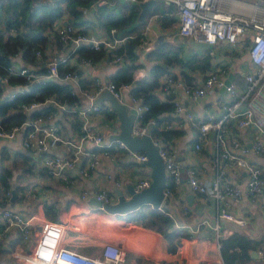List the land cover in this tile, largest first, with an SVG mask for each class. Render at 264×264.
I'll return each instance as SVG.
<instances>
[{
    "label": "crops",
    "instance_id": "0c3cea01",
    "mask_svg": "<svg viewBox=\"0 0 264 264\" xmlns=\"http://www.w3.org/2000/svg\"><path fill=\"white\" fill-rule=\"evenodd\" d=\"M142 1L144 0H140V2ZM105 2L106 0L102 4ZM102 4L98 0L97 5ZM154 9L155 6L144 20L146 25L142 30V40L135 46L137 59L135 63L140 65L134 70L135 79L147 77L154 63V60L149 58V53L157 47L160 40H165L181 49L180 55L184 60L192 56L199 61L205 58L209 62L205 69L196 65L189 73L190 81L181 72V66L178 64L170 66L172 75L183 82L191 85L202 84L210 70H218L221 79L226 83L234 82L239 87L246 85L245 73L252 70L253 65L248 48L244 44L241 42L237 44L218 42L208 48H200L192 42V40L195 42L192 37L180 34L179 14L174 4L167 3L166 7L159 12ZM94 12L92 7L89 8L88 13L82 12L87 21L77 24V27H80L85 33L97 34L106 39L119 37L117 27L105 29L96 25L93 20ZM69 20V14L65 13L54 22L53 30L49 31V39L39 48L40 54L36 52L38 58L36 62L25 61L23 52L20 50L12 55L10 65L29 66L39 74H46L51 60L68 53L67 46L58 40L57 34L59 26ZM112 28H116V31L112 32ZM14 32L15 29L12 28L11 34ZM125 42L126 40L121 44ZM149 45L153 46V49L146 53L145 48ZM103 48V54L99 58L93 59L94 62L91 64L84 63L83 59H80L82 56L79 53L73 54L68 59L72 70H77L81 75L78 85L70 83L75 88L79 102L74 107L63 104L65 105L63 108L59 106L62 104L52 97L59 105L51 103L57 106V109L48 112L54 115L48 119V123L59 127L62 142L49 151L34 152L23 145L28 136L29 130L27 129L15 139L0 140V209L18 212L24 219L34 217L35 222L43 219L76 222L80 218L91 217L92 224L88 227V232L69 230L63 239V245L77 248L86 254L96 255L97 247L92 251L86 250L85 247L91 244L98 246V243L103 239L117 241L127 251L124 264H264V192L255 198L245 190L240 200H230L232 212L239 217H245L248 221L247 225L243 227L220 217L221 203L216 199L205 198L199 193L192 192L184 171V177L176 187L174 198L164 204V208L173 214L174 219H172L175 226L187 232L186 235L180 237L177 249L173 252L169 251L168 240L161 231L135 220H129L127 213L115 214L103 210L95 203L98 200L97 194L103 190L113 196L114 202L119 199L118 191L130 198L129 188H135V183L140 178L151 176V167L146 162L135 159L128 149L120 147L118 141L113 139V136L121 130L120 119L109 101L95 102L97 97L95 101L91 102L87 96L81 93L80 89L93 91L97 79L115 82L113 80L118 69L122 65L132 62L127 57L126 51H123V54L116 51L123 55V61L114 62L113 53L108 51L105 46ZM165 75L161 76V82ZM82 80L88 81L86 86L82 84ZM1 81L3 85L0 91V104L5 98L11 97L12 93L23 90L20 89V84L13 85L10 82H5L2 78ZM89 81L92 82L89 83ZM29 85L24 86V91L34 86L26 89ZM132 87L131 85L128 88H123L120 100L127 105L130 113H135L131 101ZM153 92L161 98V101L170 102L159 87H156ZM175 96L191 108L196 119L182 120L181 122L178 120L177 127L173 129L176 133H173L169 138L155 137L153 134L152 136L153 138L159 137L158 139L170 148L175 154L176 161L184 170L189 165L197 166L202 169L203 178L212 180L216 172L214 168L216 166L213 165V159L217 154L216 133L214 131L210 133L208 143L204 144L201 150L196 151L194 147L196 141L200 140L199 119L208 110L221 115L222 103L229 100L225 87H216L213 93L197 100L190 99L181 88L177 89ZM93 103L101 106V110H91ZM172 110L173 108L164 111L159 117L168 114L172 120ZM25 112L27 113V111ZM83 112L86 116L82 115ZM84 121L93 130L103 134L106 143L113 141L114 147L110 151V155H106L102 152V147L87 143L85 150L89 153L95 151L99 162L91 167L89 161L92 157L86 156L82 162L70 170L63 164L72 153L68 141H76ZM228 136L237 138L250 149L257 138L264 140V134L259 132L256 127L243 129L235 121L230 123ZM232 150L241 154L240 149L232 148ZM247 158L262 166L264 171V151L256 153L251 150L247 154ZM49 162L51 163L49 164ZM223 163L224 161L220 160L219 166H223ZM86 168L87 173H85ZM143 168L145 169L143 170ZM228 172L233 183L243 188L246 187L247 175L242 169L230 168ZM0 220H3V217H0ZM204 220H207L208 223H204ZM2 223L0 221V224ZM192 229H198V231L192 234ZM232 237H240L244 239V243L249 240L251 246L245 247L244 244V250L240 249L239 240L236 239L234 242L236 248L240 249L238 251L243 250L246 255L242 259L229 263L228 257L223 251V241ZM162 238L166 243V255L156 259L155 253ZM206 240L211 242V247L203 246L202 242ZM30 244L23 239L17 227H11L0 239V264H13L15 262L13 251L20 250L27 245L29 247ZM216 247L218 252L214 254L213 248Z\"/></svg>",
    "mask_w": 264,
    "mask_h": 264
},
{
    "label": "built area",
    "instance_id": "2783aa9c",
    "mask_svg": "<svg viewBox=\"0 0 264 264\" xmlns=\"http://www.w3.org/2000/svg\"><path fill=\"white\" fill-rule=\"evenodd\" d=\"M105 0H99L102 4ZM146 1V0H144ZM168 4H174L179 14V32L182 36L192 37L197 42H205L214 45L218 42H228L232 44L242 43L248 48V54L253 65V69L245 73L246 85L237 86L234 82L226 83L220 77V71L210 70L204 82L199 85H191L183 82L172 74H166L159 86L160 91L166 95L173 105L171 115L173 119H168V114H163L161 123L155 117L145 120L144 114L150 109L145 103L143 96L131 97L136 119L133 125L132 134L138 136L150 135L152 130L158 127L160 130H173L177 127L179 120H195V114L191 108L179 100L175 94L181 88L192 100L205 98L214 92L216 87H225L228 94V101L222 103V113L217 115L215 111H207L199 119L200 140L195 143V150H201L202 146L209 141L212 131L216 133L215 144L217 154L213 159L215 165V176L212 180L203 178V171L197 166L189 165L185 168L176 161L175 154L157 138L154 142L159 145V153L164 159L166 169V182L164 187V202L159 209L166 212L171 218L173 214L164 208L165 201L174 198L176 187L181 183L186 172V180L190 190L199 193L205 198H213L221 203L220 217L223 220L234 222L240 226H246L248 221L245 217L235 215L231 208L230 200H240L245 193L251 197H258L264 192V171L262 166L247 158V154L252 150L256 153L264 151V140L257 138L251 149L244 146L237 138H230V123L235 121L240 128L256 127L264 134V0H158ZM81 12L88 13L89 7L82 6ZM116 28H112L115 32ZM61 40L67 46L68 53L54 58L49 62V69L46 74H39L29 66L10 65L8 73L2 79L9 82L10 75L24 76L27 84L40 82L47 79H61L73 85H78L81 75L77 70L67 71L60 74L59 62L67 61L70 56L77 53L81 45H89L96 50L103 46L113 53L114 62L123 61V55L116 53L119 44L126 40V37H115L112 39L103 38L97 34L85 33L80 27L67 21L58 28ZM153 46L145 48L146 53L150 52ZM40 54V51H37ZM84 63L91 64L92 58L82 57ZM132 84L122 82L96 80L93 91L80 89L84 96L91 102L104 91L110 90L120 99L123 88H128ZM20 89L24 90L25 85ZM22 91V90H19ZM17 92L11 94V98ZM169 96V97H168ZM219 101V100H218ZM56 100L52 97L44 101L34 100L29 104H22V109L27 111L29 117L19 124L6 126L0 121V140L15 139L21 132L29 130L28 136L23 142L24 147L34 152H45L56 147L62 142V134L58 126L48 123V119L54 117L52 113L38 114L30 116L32 111L41 109ZM59 105V104H58ZM91 110L100 111L101 106L92 104ZM65 107V105H59ZM81 114V112H80ZM83 116L85 112L82 113ZM87 121V120H86ZM79 136L76 141L69 140L71 155L63 164L67 169H73L82 162L86 156L92 157L89 165L93 167L99 162L95 151L85 150L87 143H93L102 147V152L110 155L106 148L111 147L113 141L106 143L104 135L93 130L84 123L81 126ZM118 141V140H116ZM120 147L128 149L131 155L141 161L146 162L148 156L145 152L132 151L126 145L118 141ZM232 148L240 149L241 154L233 151ZM223 160V166H219V161ZM51 162H49L50 164ZM59 168V167H57ZM88 168V165H87ZM87 168L86 172L87 173ZM230 168H240L247 175V184L243 188L231 181L228 170ZM152 182L151 176L140 178L135 183V190L140 191L149 187ZM97 199L103 203H114L113 196L103 190L97 194ZM101 209L106 210L103 205ZM187 208V207H186ZM0 217H3V225L0 228V239L11 227H17L23 239L30 246L14 250L15 264H124L126 261V248L117 241L103 239L98 243L96 255L86 254L77 248L63 245L69 230L77 232H88V227L92 224L91 217L80 218L76 222L57 221L43 219L35 222L34 217L24 219L18 212L0 209ZM174 219V218H173ZM208 223L207 220L203 221ZM177 226L180 227L179 224ZM198 229H192L194 234ZM193 236V235H192ZM203 246L211 247V242H202ZM220 247V244H219ZM214 254L218 252L217 247L213 248Z\"/></svg>",
    "mask_w": 264,
    "mask_h": 264
},
{
    "label": "trees",
    "instance_id": "16d2710c",
    "mask_svg": "<svg viewBox=\"0 0 264 264\" xmlns=\"http://www.w3.org/2000/svg\"><path fill=\"white\" fill-rule=\"evenodd\" d=\"M97 2L98 0H0V91L3 85L1 78L8 73L12 55L21 50L25 61L36 62L38 59L36 52L49 39V31L53 30L54 22L57 19L68 13L69 22L73 25L86 23L87 20L83 17L80 9L85 5L94 9L93 20L96 25L105 29L117 27L119 37H126V42L121 44L117 51L119 53L126 51L127 57L132 62L122 65L113 81L132 84V95L143 96L145 103L150 107L144 114L145 120L155 117L161 123L162 119L159 115L173 108L172 103L161 101V98L153 92L161 84V76L167 73L172 74L170 66L178 64L181 66L183 75L188 77L190 81L189 73L191 70L196 65L205 69L209 62L205 58L199 61L192 56L184 60L180 55L181 49L179 47H175L168 41L160 40L157 47L149 53V58L154 60L149 74L143 79H135L134 70L140 66L135 63L137 60L135 46L141 42L142 30L146 25L145 21L139 20L140 0H106L102 5H97ZM166 5V2L159 1L154 11H162ZM12 28L15 29L13 34H11ZM57 37L63 43L59 34ZM102 49L104 48L96 50L89 45H81L77 53L82 57L97 59L103 54ZM187 68L190 70L188 71ZM58 69L60 74L73 71L68 60L59 62ZM9 82L13 85H26L28 81L24 76L10 75ZM91 82L89 81V83ZM87 83L88 81L82 80L83 85L86 86ZM50 97H54L60 104L71 107L79 102L75 88L65 80L55 78L34 82L31 89L18 91L14 98L9 97L3 100L0 104V121L6 126L19 124L29 117L21 108L22 104H29L34 100L44 101ZM56 109L57 106L50 103L41 109L32 111L30 116L43 112L47 114L56 111ZM173 133L176 132L174 130H160L158 127H154L152 131L153 136L164 138H169ZM113 147L114 145L106 149L111 151ZM127 218L161 231L168 240V249L171 252L177 249L180 237L187 234L185 230L175 226L173 219L166 212L149 204L128 212ZM2 225L0 224V228ZM236 239L239 240L240 249L243 248L244 250V244L245 247L251 246L249 240L244 243V239L240 237L225 239L223 251L228 257L229 263L242 259L246 255L243 250L238 251L240 249L236 248L234 244Z\"/></svg>",
    "mask_w": 264,
    "mask_h": 264
},
{
    "label": "water",
    "instance_id": "95a60500",
    "mask_svg": "<svg viewBox=\"0 0 264 264\" xmlns=\"http://www.w3.org/2000/svg\"><path fill=\"white\" fill-rule=\"evenodd\" d=\"M158 0H146L140 2L141 11L139 20L144 21L147 15L156 6ZM192 42L200 48H208L209 44L205 42ZM34 85L30 84L26 87L30 88ZM108 100L112 109L118 114L120 119V132L113 136V139L123 142L126 147L132 151L145 152L148 156L146 163L151 167L150 175L152 182L149 187L140 191H136L130 187L131 197L127 198L121 191H118L119 199L114 203H103L96 200V204L111 213L123 214L134 211L142 205L151 204L154 208H159L164 202V187L166 182V169L163 157L159 153V145L156 144L150 135L138 136L132 134L133 125L136 119L134 113H130L127 105L118 99L110 90H104L95 102ZM193 199V196L190 197ZM164 204H167L165 201Z\"/></svg>",
    "mask_w": 264,
    "mask_h": 264
},
{
    "label": "rangeland",
    "instance_id": "374dc122",
    "mask_svg": "<svg viewBox=\"0 0 264 264\" xmlns=\"http://www.w3.org/2000/svg\"><path fill=\"white\" fill-rule=\"evenodd\" d=\"M144 169L145 168H143V170ZM96 247H98V246L95 244H91L89 246H86L85 249L92 251V249L94 250ZM165 255H166V243L164 241V238H162V240L160 241V243L158 245L157 251L155 253V258L156 259L163 258ZM15 264H17V262Z\"/></svg>",
    "mask_w": 264,
    "mask_h": 264
}]
</instances>
